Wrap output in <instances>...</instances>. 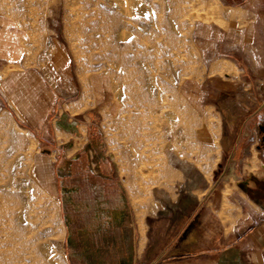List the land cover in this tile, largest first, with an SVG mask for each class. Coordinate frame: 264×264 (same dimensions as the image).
Instances as JSON below:
<instances>
[{
	"label": "crops",
	"instance_id": "crops-1",
	"mask_svg": "<svg viewBox=\"0 0 264 264\" xmlns=\"http://www.w3.org/2000/svg\"><path fill=\"white\" fill-rule=\"evenodd\" d=\"M218 1L192 29L205 73L181 83L147 168L114 148L100 79L57 39L0 17V91L51 159L86 264H264V0Z\"/></svg>",
	"mask_w": 264,
	"mask_h": 264
},
{
	"label": "rangeland",
	"instance_id": "rangeland-1",
	"mask_svg": "<svg viewBox=\"0 0 264 264\" xmlns=\"http://www.w3.org/2000/svg\"><path fill=\"white\" fill-rule=\"evenodd\" d=\"M129 2L125 10L121 0H0V17L36 40L57 39L88 81L100 79L111 103L101 120L114 148L147 168L167 145L171 108L181 111V83L205 73L192 29L215 20L220 3ZM50 164L0 91V264H86L72 253ZM137 192V203L150 200L149 187Z\"/></svg>",
	"mask_w": 264,
	"mask_h": 264
},
{
	"label": "bare ground",
	"instance_id": "bare-ground-1",
	"mask_svg": "<svg viewBox=\"0 0 264 264\" xmlns=\"http://www.w3.org/2000/svg\"><path fill=\"white\" fill-rule=\"evenodd\" d=\"M88 2H90L91 0H87ZM130 0H121V5L123 7V9L125 10H129L130 9V5L129 2Z\"/></svg>",
	"mask_w": 264,
	"mask_h": 264
}]
</instances>
